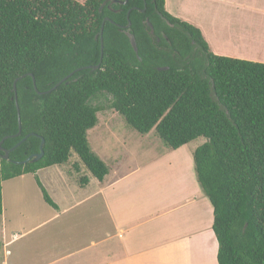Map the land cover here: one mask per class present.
I'll use <instances>...</instances> for the list:
<instances>
[{
  "label": "trees",
  "instance_id": "16d2710c",
  "mask_svg": "<svg viewBox=\"0 0 264 264\" xmlns=\"http://www.w3.org/2000/svg\"><path fill=\"white\" fill-rule=\"evenodd\" d=\"M128 11L137 52L125 33ZM100 97L170 149L205 139L192 158L213 208L217 262L264 264V63L212 53L201 30L170 14L165 0H0L1 145L27 136L8 159L0 156V213L3 181L66 164L72 153L104 178L108 166L87 139L105 109ZM41 139L42 157L17 163L38 152Z\"/></svg>",
  "mask_w": 264,
  "mask_h": 264
},
{
  "label": "crops",
  "instance_id": "0c3cea01",
  "mask_svg": "<svg viewBox=\"0 0 264 264\" xmlns=\"http://www.w3.org/2000/svg\"><path fill=\"white\" fill-rule=\"evenodd\" d=\"M202 1L195 8L204 21L185 20L210 51L264 63L263 2ZM216 11L218 20L206 19ZM99 112L95 128L120 130L112 129L114 110ZM126 132H119L118 148L132 145L135 159L115 156L101 181L88 171L80 182L71 166L53 165L1 183L0 264H218L213 208L194 171L198 146L170 149L153 131Z\"/></svg>",
  "mask_w": 264,
  "mask_h": 264
},
{
  "label": "rangeland",
  "instance_id": "374dc122",
  "mask_svg": "<svg viewBox=\"0 0 264 264\" xmlns=\"http://www.w3.org/2000/svg\"><path fill=\"white\" fill-rule=\"evenodd\" d=\"M261 1L264 4V0H261ZM199 3L200 5H202L203 1L202 0H178V3H175L174 0H166V10L175 17H177L176 15L180 16L179 18L180 19L182 18L184 21H186L185 19H187L189 16H191L192 18L199 17L200 20L204 21V12H199L195 8V6L198 5ZM215 13H218V11L213 12V13L207 12L206 19L209 21L210 20L213 21L215 19L218 20V16ZM259 19L261 21H264V14H261ZM99 103L102 106H104L105 108L103 109L104 112L112 110V109L106 108L107 101L105 98L100 97ZM102 115L103 113L99 112L97 114V117L101 118ZM114 116L119 121H117V127H113L112 129L115 128L116 131H118L117 128H119L120 130L118 132H115L114 130L100 131L99 129L101 128V125L98 126L97 128L94 127L88 130L87 132V139H88L90 147L92 148V150L94 149L95 151L100 153L101 157L103 158L104 162L107 165H110L113 161H115L116 159L115 156H119L122 152H125V157L122 159L123 161L129 162L132 158L131 156H133V159H135V156L131 154L134 147L132 145H129L126 147V150L124 149V147L120 149L118 148V140L121 138V135L119 134V132H126L125 128L126 130H128V132L126 133L138 134V132L135 131L132 127H130L119 113L116 112V115ZM204 141L205 139L202 137L197 138L189 142L187 146L188 148L197 147L201 145ZM68 165L71 166L70 173L73 175H76V178L78 179V181L80 177H84L85 174H89L88 169L81 163L80 159L75 153H72L68 163L63 164L62 168L67 167Z\"/></svg>",
  "mask_w": 264,
  "mask_h": 264
},
{
  "label": "water",
  "instance_id": "95a60500",
  "mask_svg": "<svg viewBox=\"0 0 264 264\" xmlns=\"http://www.w3.org/2000/svg\"><path fill=\"white\" fill-rule=\"evenodd\" d=\"M113 2H119V3H126L128 0H112ZM146 9V5L144 4V7L142 9H138L140 12H144ZM130 11V10H129ZM129 11L127 13V24H126V28L127 30L125 31V33L127 34L129 40H130V43L133 47V50L135 52H137V45H136V42H135V39H134V36L133 34L130 32V21H129ZM106 20H109L107 17L103 19L102 21V26H101V30H100V40H101V52H102V29H103V25L105 23ZM147 26L150 28L149 30V34H152L153 33V27L151 25V23L149 22L148 18H145V21H144ZM102 54V53H101ZM99 67V63L96 64L95 66L92 67V69H97ZM165 67H158V69H164ZM32 76V74H30ZM65 79V78H64ZM64 79L60 80L56 85H59ZM17 80V79H16ZM16 80H14V83H13V91L16 92ZM32 80H33V86H34V89L38 92L37 90V87L35 85V80L32 76ZM16 99V98H15ZM16 107H17V113H18V122H19V130H18V133H20V113H19V108H18V105H17V102H16ZM27 136H25L24 138H22L19 142H17L12 148L10 149H5L2 147V142H3V139L0 141V156L1 158L3 159H8V154H9V151L13 150L14 148L18 147L22 142H24L26 140ZM43 144H44V140L41 139V142H40V145H39V151L36 152V153H33L29 156H27L24 160L20 161V162H17V163H22V164H25L27 163L28 161L30 162H36L37 160H39L42 155H43Z\"/></svg>",
  "mask_w": 264,
  "mask_h": 264
},
{
  "label": "flooded vegetation",
  "instance_id": "af4514ba",
  "mask_svg": "<svg viewBox=\"0 0 264 264\" xmlns=\"http://www.w3.org/2000/svg\"><path fill=\"white\" fill-rule=\"evenodd\" d=\"M159 41V39H157Z\"/></svg>",
  "mask_w": 264,
  "mask_h": 264
}]
</instances>
